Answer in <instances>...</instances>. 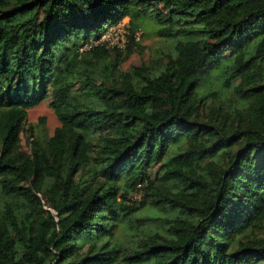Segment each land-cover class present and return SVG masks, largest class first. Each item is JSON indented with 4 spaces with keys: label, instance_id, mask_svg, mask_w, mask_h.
Masks as SVG:
<instances>
[{
    "label": "trees",
    "instance_id": "1",
    "mask_svg": "<svg viewBox=\"0 0 264 264\" xmlns=\"http://www.w3.org/2000/svg\"><path fill=\"white\" fill-rule=\"evenodd\" d=\"M0 264H264V0H0Z\"/></svg>",
    "mask_w": 264,
    "mask_h": 264
},
{
    "label": "rangeland",
    "instance_id": "2",
    "mask_svg": "<svg viewBox=\"0 0 264 264\" xmlns=\"http://www.w3.org/2000/svg\"><path fill=\"white\" fill-rule=\"evenodd\" d=\"M128 21L129 18L126 17L121 22V25L123 26V24H126ZM159 28V25L153 20H145V24L141 28L143 35L139 42L140 45L138 48H136V51L122 63L121 67L123 70L127 71L132 66L152 64L154 57H165L164 53L173 51L174 45L179 39H182V37L176 36L162 39L157 35V30ZM204 88V90L207 91L208 88L206 86H204ZM51 101L52 96L28 111V125L30 126L28 134H32L34 138L39 140H43L49 136H52L55 128L60 125L53 108L50 106ZM42 118L45 119L44 122L41 121ZM22 144L23 148L29 151L30 141L27 134L23 135ZM158 167L159 165L156 167L150 165L148 167V173L154 177ZM144 214H146L145 210H141L139 212V215ZM124 228L125 226L120 223L117 228V232L121 234L124 232ZM87 247L88 246H86L84 249H87Z\"/></svg>",
    "mask_w": 264,
    "mask_h": 264
},
{
    "label": "built area",
    "instance_id": "3",
    "mask_svg": "<svg viewBox=\"0 0 264 264\" xmlns=\"http://www.w3.org/2000/svg\"><path fill=\"white\" fill-rule=\"evenodd\" d=\"M122 22V21H121ZM121 22H119L116 25L110 26L104 34L95 40H90L86 43H84L80 50H89L93 46L97 45H106L108 48H120L125 49L129 42V29H128V22L126 24L121 25ZM136 40H139L141 37V32L138 31L135 34ZM142 196V191H138L133 195L134 199H140Z\"/></svg>",
    "mask_w": 264,
    "mask_h": 264
}]
</instances>
